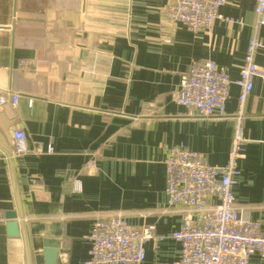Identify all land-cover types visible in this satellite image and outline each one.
<instances>
[{
    "label": "crops",
    "instance_id": "crops-1",
    "mask_svg": "<svg viewBox=\"0 0 264 264\" xmlns=\"http://www.w3.org/2000/svg\"><path fill=\"white\" fill-rule=\"evenodd\" d=\"M170 0H0V88L20 95L0 106V264H83L97 216L122 211L139 228L169 236L183 208L169 206L165 160L177 145L212 165L228 161L240 71L251 38L264 43L255 0H231L209 30L165 17ZM212 59L233 84L224 116L203 117L175 98L195 61ZM264 63V53L256 56ZM248 142L234 188L245 220L264 231V82L244 106ZM30 152L17 155L13 131ZM52 151H48L49 147ZM91 163H95L91 165ZM17 217L9 235L7 212ZM140 264H174L181 244L150 240ZM250 264H264L256 254Z\"/></svg>",
    "mask_w": 264,
    "mask_h": 264
},
{
    "label": "built area",
    "instance_id": "built-area-1",
    "mask_svg": "<svg viewBox=\"0 0 264 264\" xmlns=\"http://www.w3.org/2000/svg\"><path fill=\"white\" fill-rule=\"evenodd\" d=\"M230 1L170 0L165 17L192 31L209 30L217 19L240 22L220 12ZM255 1L258 21L264 24V0ZM260 51L264 53V43L258 37L251 38L237 82L241 91L227 163L212 165L203 153L183 145L172 147L168 153L166 194L169 206L183 208L180 228L169 236L158 235L155 224L139 228L122 211L97 216L88 235L90 256L83 264H140L146 258V243L167 237L181 244L180 259L174 264H250L253 255L264 257V231L258 222L243 218L234 192L248 142L244 135L245 102L255 79L264 82V63L256 61ZM232 84L229 72L214 60L195 61L182 75L175 100L203 117L224 116ZM19 99V94L0 88V106H16ZM13 146L17 155L30 152L24 130L13 131ZM48 151H52L51 146Z\"/></svg>",
    "mask_w": 264,
    "mask_h": 264
},
{
    "label": "water",
    "instance_id": "water-1",
    "mask_svg": "<svg viewBox=\"0 0 264 264\" xmlns=\"http://www.w3.org/2000/svg\"><path fill=\"white\" fill-rule=\"evenodd\" d=\"M6 217L9 219L7 224L9 235L18 236V223L14 220L17 215L13 211H9L6 214ZM60 242L58 240L46 239L44 241V255H45V264H57Z\"/></svg>",
    "mask_w": 264,
    "mask_h": 264
}]
</instances>
